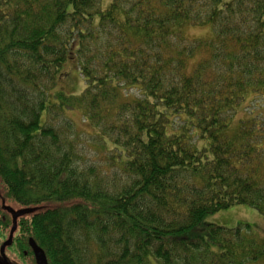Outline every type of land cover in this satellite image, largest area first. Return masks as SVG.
I'll list each match as a JSON object with an SVG mask.
<instances>
[{
  "label": "trees",
  "instance_id": "trees-1",
  "mask_svg": "<svg viewBox=\"0 0 264 264\" xmlns=\"http://www.w3.org/2000/svg\"><path fill=\"white\" fill-rule=\"evenodd\" d=\"M70 60L80 95L57 90ZM259 94L264 0H0V193L76 200L17 236L49 264H264V235L206 221L264 217V128L239 117Z\"/></svg>",
  "mask_w": 264,
  "mask_h": 264
},
{
  "label": "rangeland",
  "instance_id": "rangeland-1",
  "mask_svg": "<svg viewBox=\"0 0 264 264\" xmlns=\"http://www.w3.org/2000/svg\"><path fill=\"white\" fill-rule=\"evenodd\" d=\"M112 0H101V7L107 8L111 4ZM211 30L210 26L206 27H190L187 32L190 36H205ZM86 88V82L79 74L78 67L75 61L70 60L64 66L62 75L58 78L57 90L65 91L71 95H80ZM244 109L239 112V117L245 116L248 118L256 117L260 126L264 128V96L263 94L251 96L250 100L244 105ZM253 110L252 115L249 111ZM247 111V112H246ZM71 117L77 122L79 129L82 132H93V129L88 123L82 121V114L78 111H72L69 113ZM3 188V184H0V191ZM6 203L9 208V214L12 215L13 226H16V221L20 216L30 217L36 212L44 211L48 208L63 207L74 203L76 200L70 201H48L32 205H23L11 199H7L0 193V201ZM206 221L214 224H218L228 228H234L240 224H249L252 231L258 236L264 235V217L262 214L249 205H236L232 208L219 211L214 214H210L206 217ZM3 231V232H2ZM4 230L0 227V237L4 238ZM27 249V248H26ZM22 253V251H20ZM18 254V253H17ZM12 255L15 257L14 253ZM19 256V255H18ZM22 256V255H21ZM20 257V256H19ZM27 257V256H26ZM11 259V258H10ZM28 263L32 259V255L28 254ZM151 264H160V262L150 257ZM23 263L27 264V261L23 258ZM259 264V263H248Z\"/></svg>",
  "mask_w": 264,
  "mask_h": 264
},
{
  "label": "flooded vegetation",
  "instance_id": "flooded-vegetation-1",
  "mask_svg": "<svg viewBox=\"0 0 264 264\" xmlns=\"http://www.w3.org/2000/svg\"><path fill=\"white\" fill-rule=\"evenodd\" d=\"M9 212V208L7 206L6 203L2 202V200L0 201V227L3 228L4 230V234L6 235L4 237V244L8 247L6 250L8 253L10 254L13 253L11 250L13 249V247H18L19 246V251H22V254L17 252L18 254H15L14 258L18 263H23V258L26 260V258L28 257V254H30V252H32L30 243H29V238L27 237L26 241L23 240V237H18V224L21 218H23V216H20L17 221H16V230H15V226H13V217L11 214L8 213ZM28 218L25 217V220H27ZM3 232V231H2ZM6 239V240H5ZM24 242V244H23ZM3 242H0V248H3ZM18 245V246H17ZM27 248V249H26ZM1 254V251H0ZM20 257H19V256ZM23 255V256H21ZM27 256V257H26ZM24 264V263H23Z\"/></svg>",
  "mask_w": 264,
  "mask_h": 264
},
{
  "label": "water",
  "instance_id": "water-1",
  "mask_svg": "<svg viewBox=\"0 0 264 264\" xmlns=\"http://www.w3.org/2000/svg\"><path fill=\"white\" fill-rule=\"evenodd\" d=\"M15 226V230H16ZM29 243L32 248L36 264H49L45 250L38 245L33 237L29 238ZM0 264H11L0 254Z\"/></svg>",
  "mask_w": 264,
  "mask_h": 264
}]
</instances>
